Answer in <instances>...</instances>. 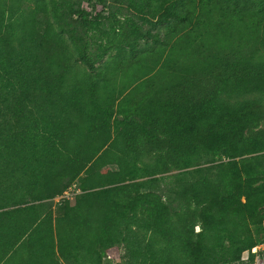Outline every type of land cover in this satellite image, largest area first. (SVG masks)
Wrapping results in <instances>:
<instances>
[{"label": "trees", "instance_id": "16d2710c", "mask_svg": "<svg viewBox=\"0 0 264 264\" xmlns=\"http://www.w3.org/2000/svg\"><path fill=\"white\" fill-rule=\"evenodd\" d=\"M263 120L264 0H0V264H256Z\"/></svg>", "mask_w": 264, "mask_h": 264}, {"label": "rangeland", "instance_id": "374dc122", "mask_svg": "<svg viewBox=\"0 0 264 264\" xmlns=\"http://www.w3.org/2000/svg\"><path fill=\"white\" fill-rule=\"evenodd\" d=\"M60 11L62 12V10L60 9ZM59 11V15L61 14V12ZM63 13V12H62ZM105 15H108L107 13H105ZM71 22V25L70 24H67V23H70ZM104 26H106L108 29H109V25L106 23ZM64 29L65 31L67 32L68 35H72L74 38H76V40L78 41V43H82V39H85L86 36H85V32L83 29L80 28V26L75 23V22H72V21H69L67 20V22L64 23ZM94 30H88V33L87 35H89L90 37H92L94 43L96 44H100V43H105V35H102V34H98V33H94L93 32ZM82 41H81V40ZM95 45V44H94ZM264 126V120L262 121L260 127ZM67 197L70 199L71 202L74 201V195L72 193H67ZM198 229V227L196 228V230ZM122 250L118 253L117 256H115V258L111 259H107L105 260L104 264H107L108 261H113V263H120L121 262V258H119V254H122ZM256 263V262H255Z\"/></svg>", "mask_w": 264, "mask_h": 264}, {"label": "built area", "instance_id": "2783aa9c", "mask_svg": "<svg viewBox=\"0 0 264 264\" xmlns=\"http://www.w3.org/2000/svg\"><path fill=\"white\" fill-rule=\"evenodd\" d=\"M66 196H67V193H66ZM250 252L255 254L256 264L258 263L257 260L259 258L262 259V262H264V243H259V244L255 245V246H253L250 249ZM248 254H249V252L247 250L244 251L243 255H242V259L243 260H247L248 259Z\"/></svg>", "mask_w": 264, "mask_h": 264}]
</instances>
